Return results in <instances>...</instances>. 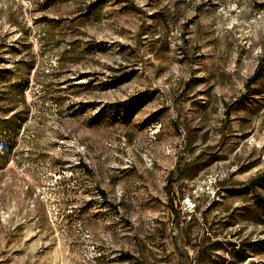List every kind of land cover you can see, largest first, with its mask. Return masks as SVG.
Instances as JSON below:
<instances>
[{
    "label": "rangeland",
    "instance_id": "rangeland-1",
    "mask_svg": "<svg viewBox=\"0 0 264 264\" xmlns=\"http://www.w3.org/2000/svg\"><path fill=\"white\" fill-rule=\"evenodd\" d=\"M263 60L264 0H0V264H264Z\"/></svg>",
    "mask_w": 264,
    "mask_h": 264
},
{
    "label": "trees",
    "instance_id": "trees-1",
    "mask_svg": "<svg viewBox=\"0 0 264 264\" xmlns=\"http://www.w3.org/2000/svg\"><path fill=\"white\" fill-rule=\"evenodd\" d=\"M0 72H3V71H0ZM264 72V60L262 62H260L254 72V74L248 79L247 81V87H250V85L252 83H254L259 77H261V75L263 74ZM15 108L13 110H16L17 109V106H14ZM174 172L171 173V175H173ZM260 181H264V176H261V178H258ZM260 182L256 183V185H259ZM173 185V181L170 180L168 181V185H167V189H168V192L171 193V187ZM260 206L262 207L264 205V198H260ZM173 209V208H172ZM173 211V210H172ZM250 244H247L244 248H247L249 247ZM200 251L198 250L197 254H199Z\"/></svg>",
    "mask_w": 264,
    "mask_h": 264
}]
</instances>
